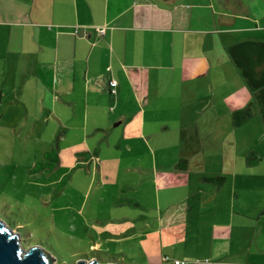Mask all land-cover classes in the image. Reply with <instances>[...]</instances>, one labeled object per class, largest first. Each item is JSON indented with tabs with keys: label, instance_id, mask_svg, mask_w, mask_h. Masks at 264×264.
I'll return each instance as SVG.
<instances>
[{
	"label": "crops",
	"instance_id": "0c3cea01",
	"mask_svg": "<svg viewBox=\"0 0 264 264\" xmlns=\"http://www.w3.org/2000/svg\"><path fill=\"white\" fill-rule=\"evenodd\" d=\"M246 41L264 43V0H0V77L13 76L37 119L46 112L56 130L46 155L96 162L100 176L106 163H135L155 203L135 185L114 208L152 209L162 227L204 210L207 264H264V120L229 53ZM245 108L253 116L236 127ZM101 216L109 239L134 228Z\"/></svg>",
	"mask_w": 264,
	"mask_h": 264
},
{
	"label": "rangeland",
	"instance_id": "374dc122",
	"mask_svg": "<svg viewBox=\"0 0 264 264\" xmlns=\"http://www.w3.org/2000/svg\"><path fill=\"white\" fill-rule=\"evenodd\" d=\"M12 78L0 77V91L5 90L0 102V220L19 234L25 249L41 247L52 255L53 264L93 259L100 264L205 261L202 256L209 244V224L204 210L194 223L162 227L152 217V209L114 208L111 202L133 196L135 185L140 189L137 198L143 204L152 208L155 203L151 181L146 182L140 172L128 171L127 167L135 163H106L111 175L104 176L96 170V162L85 163L80 156L63 154V161L52 166L56 157L46 152L52 148L50 137L56 130L49 127L44 110L37 119L15 97L16 83ZM253 158L249 155L247 161L252 162ZM161 198L166 203L177 200L176 195L166 193ZM100 199L104 201L99 202ZM140 213L148 217L144 219ZM100 216L107 220H137H132L134 228L125 235L109 239L98 231L96 222ZM95 240L100 241L99 247ZM166 255L169 261L164 260Z\"/></svg>",
	"mask_w": 264,
	"mask_h": 264
},
{
	"label": "trees",
	"instance_id": "16d2710c",
	"mask_svg": "<svg viewBox=\"0 0 264 264\" xmlns=\"http://www.w3.org/2000/svg\"><path fill=\"white\" fill-rule=\"evenodd\" d=\"M229 53L241 69L249 88L254 93L264 120V43L249 41L238 43L230 47ZM252 116L253 110L251 108L238 110L233 114L234 125L239 127L250 120ZM56 163L58 161H53L52 166ZM208 180L220 185L225 178L218 176ZM190 264H195V262H190Z\"/></svg>",
	"mask_w": 264,
	"mask_h": 264
},
{
	"label": "water",
	"instance_id": "95a60500",
	"mask_svg": "<svg viewBox=\"0 0 264 264\" xmlns=\"http://www.w3.org/2000/svg\"><path fill=\"white\" fill-rule=\"evenodd\" d=\"M53 257L39 246L25 249L19 234L0 220V264H53ZM77 264H100L98 260H81Z\"/></svg>",
	"mask_w": 264,
	"mask_h": 264
},
{
	"label": "built area",
	"instance_id": "2783aa9c",
	"mask_svg": "<svg viewBox=\"0 0 264 264\" xmlns=\"http://www.w3.org/2000/svg\"><path fill=\"white\" fill-rule=\"evenodd\" d=\"M98 32L101 35H104L105 32H106V30H105L104 27H99L98 28ZM118 85H119V83H118V81L116 79H111L109 81V89H110V92L112 94H116L117 93ZM204 263L207 264V263H210V261L209 260H206V261L202 262V261H199L198 260V261L195 262V264H204ZM175 264H190V262H183V261L177 260V261H175Z\"/></svg>",
	"mask_w": 264,
	"mask_h": 264
}]
</instances>
